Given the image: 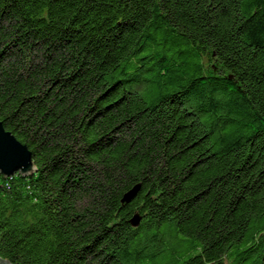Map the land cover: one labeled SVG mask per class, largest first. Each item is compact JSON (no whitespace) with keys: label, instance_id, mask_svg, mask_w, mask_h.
<instances>
[{"label":"trees","instance_id":"1","mask_svg":"<svg viewBox=\"0 0 264 264\" xmlns=\"http://www.w3.org/2000/svg\"><path fill=\"white\" fill-rule=\"evenodd\" d=\"M0 121L1 260L264 264V0H0Z\"/></svg>","mask_w":264,"mask_h":264},{"label":"water","instance_id":"2","mask_svg":"<svg viewBox=\"0 0 264 264\" xmlns=\"http://www.w3.org/2000/svg\"><path fill=\"white\" fill-rule=\"evenodd\" d=\"M35 171L32 154L28 147L21 143L10 131H7L0 121V175L9 177L16 173L22 175H31ZM140 189L136 184L132 189L127 191L122 198V202H130ZM140 222V216L135 214L130 223L137 226ZM0 264H12L9 261L1 260Z\"/></svg>","mask_w":264,"mask_h":264}]
</instances>
